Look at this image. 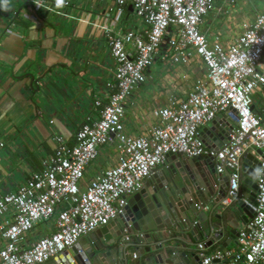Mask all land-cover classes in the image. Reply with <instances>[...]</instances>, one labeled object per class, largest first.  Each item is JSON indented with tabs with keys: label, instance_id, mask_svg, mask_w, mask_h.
<instances>
[{
	"label": "built area",
	"instance_id": "obj_1",
	"mask_svg": "<svg viewBox=\"0 0 264 264\" xmlns=\"http://www.w3.org/2000/svg\"><path fill=\"white\" fill-rule=\"evenodd\" d=\"M18 1L51 12L54 7L71 8L80 0ZM89 1L112 4L104 15L109 24L98 26L112 62L111 78L105 83L106 100H93L97 117L82 122L73 144L54 137V152L41 170L29 174L15 192L0 197V264L71 262L64 253L83 236L115 221L127 198L142 189L144 180L164 165L168 154L182 159L211 158L217 181L228 172L220 211L242 199V158L251 154L257 159L253 199H242L251 217L238 230L234 247L206 253V242H200L195 253L200 264H264V120L252 104V97L264 87V0L262 11L243 24L226 46L218 39L208 41L199 30L203 18L214 10V0ZM237 1L221 3L232 6ZM126 6L140 28L113 33L111 22L118 20ZM164 38L171 53L164 51L162 61L168 58L173 64L185 65L196 57L205 74L183 98H167L156 112L153 127L137 137L129 136L122 124L126 100L145 82ZM217 116L231 121L233 128L226 142L214 150L205 144L201 129ZM102 146L113 148L115 161L82 186L85 168ZM37 224H49L50 231L22 247ZM130 239L124 234L121 242ZM130 259L134 264L137 258L131 254Z\"/></svg>",
	"mask_w": 264,
	"mask_h": 264
},
{
	"label": "crops",
	"instance_id": "obj_2",
	"mask_svg": "<svg viewBox=\"0 0 264 264\" xmlns=\"http://www.w3.org/2000/svg\"><path fill=\"white\" fill-rule=\"evenodd\" d=\"M246 1L255 0H239L232 6H224L221 0H214V10L203 18L200 32L208 41L218 39L224 46L229 44L241 32V26L252 22L254 16L262 11L263 0L252 7H248ZM111 6L110 1L80 0L71 8L54 7L48 12L25 2L6 0L5 3V0H0V197L15 192L29 174L41 170L42 163L54 152V137L59 136L71 145L82 122L96 119L92 102L95 98L101 102L106 100L105 83L111 78L112 68L98 26L109 24L110 20L104 15ZM220 15L223 17L216 22ZM138 28L139 20L129 6L117 21L111 22L113 33ZM164 51L171 53L167 50L165 38L155 56L159 57L160 64L166 65L158 75L157 90L149 89L150 86L143 88L147 79L151 80L146 76L148 69L145 82L138 85L126 100L123 116L130 115L131 120L123 121V117L122 124L129 136L137 137L153 127L157 123L156 112L165 106L167 98H183L192 83L205 74L198 58H190L185 65L173 64L168 58L160 59ZM263 91L264 87L257 94L262 95ZM145 96L146 99L143 98ZM257 102L259 112L256 113L255 109L254 112L264 120L261 96ZM179 160L181 157L175 156L174 162ZM114 161L115 152L111 146L99 147L96 158L85 168L82 186L113 165ZM167 165L166 159L164 165L158 166L153 173ZM249 193L254 195L252 190ZM236 203L224 211L219 207L216 209L224 222L222 235L220 240H212L206 253L224 243L225 248L234 247L235 237L228 233L230 227L225 221L235 220L239 229L245 224L240 221L241 213ZM204 207L208 212L211 203ZM214 222L216 220L212 218L211 223ZM47 229L41 237L49 232ZM162 235L163 239L170 240L165 246L179 250L195 249V246L185 247L178 242L176 239L181 235L176 230L165 229ZM38 237L35 233L27 234L22 247L29 246ZM151 237L152 242L158 241L154 234ZM198 237L200 240L196 244L206 242L201 234L198 233ZM65 258L73 257L67 253ZM142 261L143 257H139L133 263L143 264ZM127 264H131L130 256Z\"/></svg>",
	"mask_w": 264,
	"mask_h": 264
},
{
	"label": "water",
	"instance_id": "obj_3",
	"mask_svg": "<svg viewBox=\"0 0 264 264\" xmlns=\"http://www.w3.org/2000/svg\"><path fill=\"white\" fill-rule=\"evenodd\" d=\"M232 128L231 121L217 116L202 127L201 135L207 146L217 150L226 142ZM166 159L168 165L144 180L142 189L127 198L115 221L93 231L64 253L73 257L71 262L50 260L44 264H127L131 254L136 258L143 257V264H200L195 249L165 246L170 240L163 239L162 232L176 230L181 235L176 240L185 247H196L200 240L198 233L206 239L207 247L212 240H220L224 222L216 209L225 197L228 172L225 170L217 181L211 158L201 161L181 158L174 162L175 155L168 154ZM257 171V159L246 154L241 160L240 189L242 199L250 202L254 195L249 190L256 189ZM242 199L237 201L236 207L241 213L240 221L245 223L251 212ZM208 202L211 207L205 212L204 206ZM212 218L216 222L211 223ZM225 224L230 227L228 233L236 237L239 229L236 221H225ZM123 233L131 236L127 245L121 242ZM152 234L158 241L152 242ZM225 247L224 243L217 250Z\"/></svg>",
	"mask_w": 264,
	"mask_h": 264
},
{
	"label": "rangeland",
	"instance_id": "obj_4",
	"mask_svg": "<svg viewBox=\"0 0 264 264\" xmlns=\"http://www.w3.org/2000/svg\"><path fill=\"white\" fill-rule=\"evenodd\" d=\"M16 1V0H15ZM18 1V0H17ZM254 1V0H253ZM247 2V4H248V7H252V6H258L259 5V3H260V0H255L254 2H252V1H246ZM247 6V5H246ZM223 16L222 15H220L219 17H217V19H216V22L217 21H219V20H221V18H222ZM157 58V59H156ZM192 62V61H191ZM165 67H166V65H163V64H160V62H159V57H155L154 59H153V62H152V64H151V66L149 67V73L148 74H146V76H149L150 77V81L147 79V82L144 84V86H143V88H147V87H149L150 86V88L149 89H151V90H153V91H156L157 90V79L159 78V73L160 72H163V70L165 69ZM152 81V82H151ZM261 96V100H262V95H258V94H256V95H254L253 97H252V104H253V106H254V109H255V112L257 113V112H259V107H258V102H257V98H259ZM144 99H146V96L145 97H143ZM130 111V110H129ZM128 111V112H129ZM124 117V116H123ZM130 121L131 119H130V115H126L124 118H123V121ZM122 121V122H123ZM105 148H107V146H105ZM47 228H49V231H50V225H44V224H39V225H37V226H35V227H33L30 231H29V233H35L36 235H39V237L37 238V239H39V238H41V234L43 233V232H47L48 231V229ZM28 233V234H29ZM43 236V235H42ZM36 239V240H37Z\"/></svg>",
	"mask_w": 264,
	"mask_h": 264
},
{
	"label": "clouds",
	"instance_id": "obj_5",
	"mask_svg": "<svg viewBox=\"0 0 264 264\" xmlns=\"http://www.w3.org/2000/svg\"><path fill=\"white\" fill-rule=\"evenodd\" d=\"M5 3H6V0H5ZM5 10H7V9H5Z\"/></svg>",
	"mask_w": 264,
	"mask_h": 264
}]
</instances>
